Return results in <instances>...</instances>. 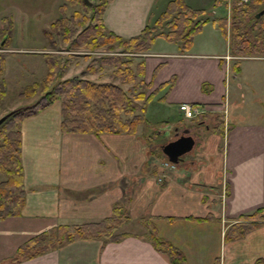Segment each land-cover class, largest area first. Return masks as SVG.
Returning a JSON list of instances; mask_svg holds the SVG:
<instances>
[{
    "label": "crops",
    "instance_id": "1",
    "mask_svg": "<svg viewBox=\"0 0 264 264\" xmlns=\"http://www.w3.org/2000/svg\"><path fill=\"white\" fill-rule=\"evenodd\" d=\"M61 1L0 0V27L10 21L2 75L6 89L10 63L24 70L28 84L44 76L42 53L61 51L51 48L45 33ZM168 1L109 0L102 21L106 29L129 37L152 25ZM214 1L184 0L202 9L204 19L188 49L157 35L148 49L131 54L142 63L147 92L169 81L149 99L167 112V138L159 141L162 130L147 132L143 122L133 133L61 131L58 100L22 120L24 203L19 214L0 219V264H170L142 234L141 215L151 216L157 234L187 264L215 259L218 264H264V221L230 235L241 215L264 204V55L229 51L227 18L225 33L212 20L227 17L228 5ZM53 41L61 44L56 34ZM35 98L17 97L6 111ZM181 102L208 110L201 117H185L177 106ZM218 117L221 131L215 129ZM178 135H190L191 146L173 167L164 165L160 145ZM124 194L130 195L129 218L120 229L127 235L113 241L75 239L9 260L18 244L44 229L109 215L112 203ZM129 224L135 228L127 229Z\"/></svg>",
    "mask_w": 264,
    "mask_h": 264
},
{
    "label": "trees",
    "instance_id": "2",
    "mask_svg": "<svg viewBox=\"0 0 264 264\" xmlns=\"http://www.w3.org/2000/svg\"><path fill=\"white\" fill-rule=\"evenodd\" d=\"M109 0H62L59 15L45 29L50 46L57 52H44L45 74L17 91L18 98L36 97L31 103L12 109L0 122V219L17 215L24 203L23 169L20 161V125L22 120L58 100L60 105V130L71 132H135L136 125L143 119L146 105L157 90L169 84L161 83L147 92L148 84L143 81L142 63L133 61L132 53L145 51L155 36L177 41L181 50L189 48L193 35L204 19L199 16L202 9L188 6L184 0H169L156 16L152 25H145L138 34L121 37L105 28L102 11ZM221 1V0H215ZM264 0L231 1L228 16L229 51L235 55H264ZM70 9V10H69ZM221 32H226V17H213ZM10 21L0 27V100L6 86L3 80L4 60L9 51ZM158 29V30H155ZM59 36V47L53 35ZM86 49L107 51L90 57L80 74L64 76L74 62L75 50ZM110 67L108 80H91L84 73H100ZM236 70V69H235ZM215 129L222 130V118L218 117ZM129 194H124L112 203L109 215L98 220L76 224L59 223L30 236L18 244L10 261L33 257L75 239L117 240L128 232L120 228L129 215ZM196 219H200L197 217ZM236 221V230L230 235L238 236L264 221V204ZM146 236L155 249L163 252L170 264H187L182 253L169 241L161 238L149 215L139 216ZM230 231V227H229ZM230 232H225L229 234ZM229 235V236H230ZM212 264H218L217 259Z\"/></svg>",
    "mask_w": 264,
    "mask_h": 264
},
{
    "label": "rangeland",
    "instance_id": "3",
    "mask_svg": "<svg viewBox=\"0 0 264 264\" xmlns=\"http://www.w3.org/2000/svg\"><path fill=\"white\" fill-rule=\"evenodd\" d=\"M222 10L224 12L225 9L222 7ZM206 11H208V10H206ZM155 30H157V29H155ZM84 53H85V50L76 51V55L74 58V61H76V62L72 63V64H74V66L71 65L72 67H70V69H72V70L69 69L70 73L80 74V71L84 68V66L88 62V59H90V57H91V56H89V57L83 56ZM100 53H101V50H99V49H95L92 52L93 55H98ZM23 64H26V63L23 62ZM105 68L106 69H104L100 73H98V72L97 73H84V74H82V76L86 77L88 79H91V80H99V81L100 80H108V71H109L108 69H110V67L106 66ZM14 71L17 72L16 78H13V76H14L13 72ZM44 71H45V67H44ZM70 73H68L66 76L71 75ZM27 76H25V72L21 67H19L18 65L13 67L10 63L9 74H8V70H7V83L8 84H7V89H6L5 95H4L5 97H3L0 100V112H3L2 114L7 112L6 110L8 107L13 106V104L16 101H19V100H17L16 93H17V90H20L24 86ZM24 101L25 100H21L20 103H24ZM153 101L155 102L154 98H153ZM153 101H149L147 103L145 111L143 112V119H142L141 123L143 122V128L147 132H157L159 130H162L161 134L158 135V138H159L158 140L160 141V140H163V139L167 138L168 136H170L171 124L169 122L168 123L166 122L167 126L164 125L165 122L163 119H165V118L168 119L165 115V113H167V112H164V110L161 108L163 106L160 107V106H158L159 103L154 104ZM2 114H0V116ZM156 153H157V156L163 157V154L159 153L158 149L156 150ZM186 156H188V154H185L183 157L185 158ZM1 178H2V175L0 174V179ZM125 227L127 229L135 228L133 224H129Z\"/></svg>",
    "mask_w": 264,
    "mask_h": 264
},
{
    "label": "water",
    "instance_id": "4",
    "mask_svg": "<svg viewBox=\"0 0 264 264\" xmlns=\"http://www.w3.org/2000/svg\"><path fill=\"white\" fill-rule=\"evenodd\" d=\"M84 1L87 4L90 3L89 0ZM263 10L264 8L258 10L257 13H255V16H258ZM10 111H7L0 116V122L9 114ZM192 141L193 139L190 135H178L177 137L162 143L160 148L169 161L177 162L180 159V156L190 148Z\"/></svg>",
    "mask_w": 264,
    "mask_h": 264
},
{
    "label": "built area",
    "instance_id": "5",
    "mask_svg": "<svg viewBox=\"0 0 264 264\" xmlns=\"http://www.w3.org/2000/svg\"><path fill=\"white\" fill-rule=\"evenodd\" d=\"M236 1H237V3H240L243 0H236ZM178 108L181 110L182 114L186 117L201 116V115L205 114L208 110L203 106L193 105V104L186 103V102L179 103ZM163 164L168 165L170 167L171 166L173 167V163H171L167 160L163 161Z\"/></svg>",
    "mask_w": 264,
    "mask_h": 264
}]
</instances>
